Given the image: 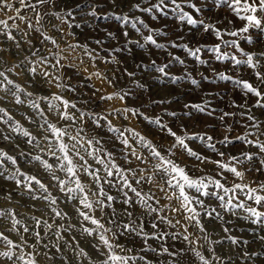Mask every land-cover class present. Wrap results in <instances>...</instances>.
Segmentation results:
<instances>
[{"label":"snow or ice","instance_id":"snow-or-ice-1","mask_svg":"<svg viewBox=\"0 0 264 264\" xmlns=\"http://www.w3.org/2000/svg\"><path fill=\"white\" fill-rule=\"evenodd\" d=\"M0 11V264H264V0Z\"/></svg>","mask_w":264,"mask_h":264},{"label":"rangeland","instance_id":"rangeland-1","mask_svg":"<svg viewBox=\"0 0 264 264\" xmlns=\"http://www.w3.org/2000/svg\"><path fill=\"white\" fill-rule=\"evenodd\" d=\"M126 10H127V8H125V11H126ZM14 14H15L14 9L11 10V11H9V12L7 13V15H14ZM7 15H5V13H4L3 11H0V19H7ZM145 15H147V14H145ZM174 19H175V18H174L173 16H169V17H167V18H163L162 21H151V20H150V17H149V21H150L153 25H159L161 22H163V21L166 20V22H167V24H168V27H169V30H171V29L173 28V23H172V22H173ZM116 23H118V22H116ZM21 27H23V25H21ZM79 38H80V39H83V37H79ZM0 39H2V38H0ZM247 47H248V48H251V47H253V46H252V45H247ZM8 59H9V63H11V62L13 61L14 58L9 57ZM161 59H162V57H161ZM213 63H214V64H217V66H218L221 70H224V66H223L222 64H218V63L215 62V61H213ZM0 67H4V66H3V65H0ZM175 67H176V68H179V65H176ZM13 78H15V77H13ZM20 82L23 83V78H20ZM225 83H227V82H218L217 85H213V87H218L220 84H225ZM160 87H163V85H160ZM229 87H231V85H229ZM52 91H56V89H52ZM109 91H111V89H109ZM223 94H224V95H227V91H225ZM195 95H196V94L194 93L193 96H192V98H195ZM182 99H183V98H182ZM214 102H215V101H214ZM8 107H11L12 112H13V115L16 116V119L21 120L22 122H24L21 113L24 112V111H27V109H24V108H19V109H18V108H16V107H14V106H10V105H8ZM26 126H28V125H26ZM202 127H203V125H199L198 128H197V130H199V128H202ZM17 142H20V141H17ZM0 147H7V148L10 149L12 146H11L10 144H7V142H2V143H0ZM208 167L211 168L212 166H211V165H208ZM262 178H264V177H262ZM217 227H218V226H217ZM234 231L239 232V229H234ZM252 247H253V248H257L256 244H253ZM257 250H264V249H259V248H257ZM236 251L239 252V249H236ZM188 255L191 257V259H193V260L196 259L194 256H191L190 253H189ZM93 258L95 259L96 257L93 256ZM41 264H44V262L42 261ZM182 264H187V261L182 262ZM196 264H199V261H198V260L196 261ZM237 264H243V261H238Z\"/></svg>","mask_w":264,"mask_h":264}]
</instances>
